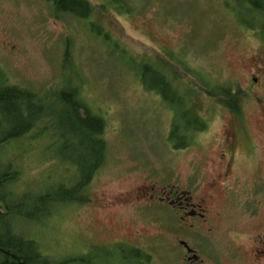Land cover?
<instances>
[{
  "label": "rangeland",
  "instance_id": "1",
  "mask_svg": "<svg viewBox=\"0 0 264 264\" xmlns=\"http://www.w3.org/2000/svg\"><path fill=\"white\" fill-rule=\"evenodd\" d=\"M89 1L93 4V0ZM94 2L105 5L110 17L101 18L97 12L89 21L55 19L52 16L56 10L50 0H0V69L7 80L36 93L49 111L56 108L52 91L69 86L81 88L82 102L93 114H103L106 122L105 162L87 190L86 204L59 207L44 229L38 223L15 218L13 222L7 220L3 230H7L8 224H16L21 232L40 239L41 252L53 260L85 257L90 251L95 263L97 252L90 250V246L114 242L141 229L150 236L147 251H151L152 264H176L160 248L162 239L155 236V227L133 223V216L129 217L120 208L123 205L104 207L101 203H109L114 194L136 185L148 173L166 178L172 169L183 181L196 168L203 183L215 174L219 148L216 142L227 115L217 107L214 110L203 95L196 94L199 90L194 89L193 83L235 81L243 84L261 56L257 38L264 40V14L251 18L259 6L257 2L242 7L235 0ZM245 9L252 13L244 12ZM66 51L69 57L62 67ZM160 56L168 63L166 67L171 64L178 67L174 69L181 78L174 85L182 93L193 94L196 90L194 94L199 103L193 110L202 117L209 111L213 118L197 144L187 147L185 152H177L168 141L172 108L153 92H143L136 80L135 73L142 72L145 63L155 66ZM179 63H185L188 73L180 70ZM162 71L166 75L167 69ZM156 82L150 78L151 86L158 87ZM173 93L166 92L171 104L182 96ZM56 127L55 132L65 129L61 123ZM71 141L42 137L28 141L29 151H12V167L19 172V178L8 185V200L14 202L15 196L24 192L38 195L48 184L61 179L64 167L58 172L53 168L58 162L55 150L46 154L45 149L51 143L53 149H58ZM17 145L12 143L8 149ZM47 155L55 161L45 160ZM252 168L245 171L246 176L250 177ZM45 176L49 177L47 184L43 182ZM147 212L155 217L167 215L165 206H151ZM227 223L226 219L224 225ZM103 264H119V258L105 260L103 256Z\"/></svg>",
  "mask_w": 264,
  "mask_h": 264
},
{
  "label": "flooded vegetation",
  "instance_id": "2",
  "mask_svg": "<svg viewBox=\"0 0 264 264\" xmlns=\"http://www.w3.org/2000/svg\"><path fill=\"white\" fill-rule=\"evenodd\" d=\"M257 41L261 56L244 83L218 82L231 87V92L209 96L198 89V85L210 86L209 82L193 83L199 90L196 94L227 115L216 142L219 148L215 174L203 183L196 168L183 181L172 169L166 178L148 173L136 185L114 194L109 203H101L104 207L123 205L120 208L133 216V223L155 227V236L162 239L160 248L176 264H264V40L261 37ZM195 92L186 94L191 110L199 103ZM196 114L205 121L206 128L195 133L192 145L206 133L213 119L209 111L203 117L200 112ZM186 148L177 152H185ZM250 167L248 177L245 171ZM151 206H165L167 215L155 217L147 212ZM226 219L228 223L224 225ZM145 231L136 229L114 242L90 247H117L119 264L130 261L128 252L134 248L147 258V264H152L151 251H147L150 236Z\"/></svg>",
  "mask_w": 264,
  "mask_h": 264
},
{
  "label": "trees",
  "instance_id": "3",
  "mask_svg": "<svg viewBox=\"0 0 264 264\" xmlns=\"http://www.w3.org/2000/svg\"><path fill=\"white\" fill-rule=\"evenodd\" d=\"M235 1L242 7L257 2L256 4L259 6L254 9L257 13L244 10L246 13H252L251 18L255 14H259V16L264 14V0ZM50 3L56 10V14L52 16L55 19L66 17L71 21L81 18L89 21L97 12L101 13V18L102 16L110 17V12L105 9V5H101L99 2L95 3L94 0L93 4L89 0H50ZM68 57L69 53L66 51L62 67L67 63ZM165 61L163 56L156 59L155 66L143 61L145 63L143 71L136 72L135 76L143 92H153L172 108L173 122L170 125L168 141L174 149L186 148L193 144L195 133L206 128V123L196 114V111L189 109L186 93H182L178 85H174L177 79L181 78L178 77L179 74L175 70H178V67L173 64L166 67L168 63ZM184 64L179 63L180 70L188 73ZM165 68L168 72V74L165 72L166 75L162 71ZM150 78L157 80L158 87L150 85ZM171 86H174L175 89ZM198 86L202 93L217 97L220 91L228 93L232 90L231 87L218 83L210 84V86L206 84ZM69 87L51 92L56 108L49 111L36 93L12 85L9 79L7 80V75L0 69V264H97L103 262V256L105 260L118 256L119 250L115 246L110 248L93 246L89 249L98 250L95 263L92 262L91 253L85 257L63 258L57 261L41 252L43 247L40 239H36L28 232H21L16 224H8L7 230H3L5 222L7 220L14 221L15 218L32 224L38 223L39 228L44 229L50 225L51 219L59 207L65 204L82 206L88 201L87 190L95 174L105 162L106 142L103 135L106 122L103 114H93L82 102L79 97L82 92L81 88ZM171 90L177 95H182L181 97L175 96L174 104H171L166 96L167 91L173 93ZM221 100L217 99V101ZM57 123L63 124L65 129L55 132ZM42 137L51 140L55 137L62 140H73L58 149H53L55 148L53 143L45 149L46 154L55 150L58 162L54 163L53 168L55 172H58L61 167H64L63 175L55 184H48L38 195L32 196L24 192L15 196L16 200L11 202L8 200L7 187L19 178V172L12 167L13 156L11 153L15 150L29 151L31 145L28 141ZM175 139L178 142H175ZM12 143L18 145L8 149ZM45 160L51 162L54 159L47 155ZM63 176L66 178L62 179ZM48 179V176L44 177V184L49 183ZM129 250L130 261L127 259L129 264H147V258L139 250L134 248ZM118 258L120 262L121 257L118 256ZM90 259L91 262H89Z\"/></svg>",
  "mask_w": 264,
  "mask_h": 264
}]
</instances>
